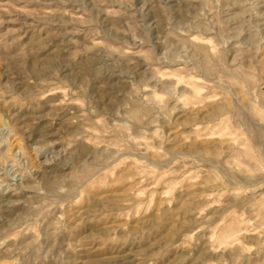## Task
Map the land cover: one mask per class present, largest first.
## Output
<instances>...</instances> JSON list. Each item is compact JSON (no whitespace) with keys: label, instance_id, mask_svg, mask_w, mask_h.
<instances>
[{"label":"rangeland","instance_id":"1","mask_svg":"<svg viewBox=\"0 0 264 264\" xmlns=\"http://www.w3.org/2000/svg\"><path fill=\"white\" fill-rule=\"evenodd\" d=\"M0 264H264V0H0Z\"/></svg>","mask_w":264,"mask_h":264}]
</instances>
